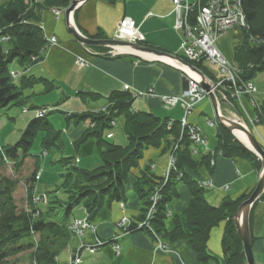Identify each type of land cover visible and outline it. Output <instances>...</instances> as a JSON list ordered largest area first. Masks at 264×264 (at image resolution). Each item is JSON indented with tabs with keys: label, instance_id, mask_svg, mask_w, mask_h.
Returning <instances> with one entry per match:
<instances>
[{
	"label": "trees",
	"instance_id": "obj_1",
	"mask_svg": "<svg viewBox=\"0 0 264 264\" xmlns=\"http://www.w3.org/2000/svg\"><path fill=\"white\" fill-rule=\"evenodd\" d=\"M208 1L199 0V3L205 5ZM71 2L72 0H6L0 3V107L19 105L24 107L25 114L30 111L35 114L15 143L2 145L0 140V264H19L20 255L25 253L29 256L30 264H60L61 253L68 247L73 236L78 237L70 228L71 223L84 217L90 220L104 204L124 201L128 176L140 166V160L148 148H162L169 155L173 154L176 165L168 180L164 175H156L151 166L140 171L135 189L144 200V207L136 220L130 219L126 231L146 230L156 237L157 234L164 233V237L167 236L171 242L185 240L198 260L205 263L214 258L208 252L210 231L215 225L226 221L223 242L227 264H247L233 217L252 191L236 199L226 198L219 207H214L206 200V187L193 178L190 171L198 173L200 168L205 167L211 173L214 170L211 161L220 154L227 158H247L259 173L262 168L260 158L220 125L218 140L213 149L193 154L192 141L187 128L181 125V118L160 117L151 111L134 110V93L129 89L112 92L107 98L108 105L102 110L69 112L70 114L64 112L66 117L78 122L86 123L89 120L83 136L75 142L73 152L76 154L85 141L93 138L102 162L94 168H82L78 166L79 160L74 159L72 162L73 157H62L60 161L64 164L72 162L67 171L61 174L65 177L61 185L64 195L58 194V188L39 195L37 183L42 179L43 171L39 168L38 156L31 154L30 150L37 139L43 149L42 155L48 154L51 148H65L61 130L49 118L54 111L38 116L36 111L47 106L29 108L28 97L24 95V89L34 87L40 81L48 85V90L55 86L54 82L33 75L27 76L25 73L44 60L50 45L41 26L44 12L52 9L64 11ZM242 9L245 14V24L240 28L242 40L234 44L237 77L235 84L225 80L220 86V91L224 92L226 100L232 104L235 102L236 90L243 89L258 72L264 71V0H242ZM90 37L101 39L104 36L100 31ZM141 43L145 45L144 41ZM86 48L103 58L124 57L122 54H109L108 47ZM177 54L199 67L214 82L218 81L204 61H192L182 53ZM76 95L84 101L101 97L96 92L86 90H79ZM253 106L256 112L255 124L264 123V101L260 103L256 99ZM119 117L124 120L125 144L109 141L113 136L112 123L116 124ZM261 145L264 147L262 143ZM29 156L34 157V171L30 178H24L19 174ZM7 164L13 166L10 168L11 174L4 172ZM180 173L182 177L178 178ZM77 175L81 176V182L75 184ZM22 181L26 196L24 205L20 207L16 194ZM179 182H185L189 186L192 199L185 212L174 214V228L166 232L165 219L168 210L172 211L170 203L178 196ZM155 193L160 198L158 210L151 219L154 229L150 231L152 226L146 228L140 224L146 219V212L152 205L151 197ZM263 199L264 194L260 200ZM79 207L84 210L81 217L77 216Z\"/></svg>",
	"mask_w": 264,
	"mask_h": 264
},
{
	"label": "crops",
	"instance_id": "obj_2",
	"mask_svg": "<svg viewBox=\"0 0 264 264\" xmlns=\"http://www.w3.org/2000/svg\"><path fill=\"white\" fill-rule=\"evenodd\" d=\"M4 1L6 0H0V3ZM64 11L59 17H56L51 10L44 12L41 23L44 33L47 37H56L58 41L49 45L41 63L34 65L25 73L27 76L33 75L52 80L55 86L48 90V85L40 81L34 87L24 89V95L28 97L27 107L29 108L48 105L60 108L62 114L54 111L49 118L53 125L61 130L63 147L70 150L69 152L75 150V142L83 136L89 120L86 123L78 122L74 118L66 117V112L81 113L104 109L108 105V96L114 91L127 90L126 87L134 93L153 88L158 93L171 95L179 94L186 88L187 79L180 70L153 56H144L143 53L139 56L121 51L124 57L108 59L90 54L68 31ZM125 17L135 21L144 35L145 45L176 54L182 53L183 32L176 28V14L170 0H115L114 3L105 0H88L74 12V21L79 29L89 36H94L101 31L104 36L101 39H111L118 23ZM233 37H238V42L242 40L239 27L227 30L217 44L228 60L237 66ZM78 58H84L89 64L86 66L78 64ZM204 64L209 67L212 74L215 73L214 68L206 62ZM79 90L93 91L101 97L97 100L84 101L76 95ZM48 92L51 94L46 96ZM141 98L135 99L134 110L151 111L160 117L176 119L182 117L183 111L179 106L174 110H168L157 99L141 100ZM93 101L97 103L96 106ZM257 101L259 102L258 99ZM220 108L228 117L233 118L236 115L243 118L254 135L258 131V136L264 141V123H260L261 126L258 128L257 124L250 122L256 117V112L247 95L243 96L241 102L235 100L234 104L221 100ZM34 117L33 111L27 112L26 125ZM207 119L216 120L209 97L196 104L188 120L201 127L210 149H213L218 140L219 124L209 126ZM118 120L111 130L113 135L111 139H115L117 144H125L126 136L122 129L118 130ZM122 122H124L123 119ZM76 152L79 156L75 161L79 160V163L85 166L83 168H94L102 162L96 140L93 138L85 141ZM168 156L169 152L163 151L162 148H148L140 160V166L132 170L126 181L125 209L120 205L121 201L104 204L90 219L97 226V231H86L80 237L73 236L68 247L59 257L60 263L70 262L72 250L81 240L90 243L100 240L107 243L95 253L83 251L80 264H227L223 242L226 221L220 222L211 229L208 252L214 258L205 263L198 260L197 255L185 240L171 242L167 236L164 237V233L157 234V238L154 233L151 234L146 230H135L124 234L118 225L123 214L127 213L129 217L136 220L142 212L144 200L139 197L135 189L140 171L151 166L156 175L162 176L168 167ZM32 161L35 163L34 160ZM212 166L214 170L211 173L207 168L202 167L198 173L190 171V175L200 182L209 180L212 182V186L206 188L205 197L214 207H219L226 198L236 199L252 191L258 182L259 173L247 158H227L218 154ZM39 168L42 167L39 165ZM76 180L80 183L81 176L77 175ZM41 182L43 178L37 185ZM44 185L42 190L46 192L48 189ZM227 186L229 188H226ZM177 193L178 196L170 203L173 216L176 213L185 212L192 199L191 190L185 182L178 183ZM77 210L79 211L77 216H83L84 210H81V207ZM171 216L165 219L166 232L174 228V220ZM249 226L253 242L254 264H264V199L259 200L252 207ZM160 242L168 248H160ZM118 245L120 250L117 252Z\"/></svg>",
	"mask_w": 264,
	"mask_h": 264
},
{
	"label": "built area",
	"instance_id": "obj_3",
	"mask_svg": "<svg viewBox=\"0 0 264 264\" xmlns=\"http://www.w3.org/2000/svg\"><path fill=\"white\" fill-rule=\"evenodd\" d=\"M174 5V12L176 14V28L181 29L183 32L181 50L182 54L189 60L196 61L202 60L209 66L216 69L217 82L216 88H220L225 80L231 81L235 84L237 77L236 66H234L228 58L222 53L218 47L219 38L229 29L234 27H243L245 24V14L242 9V0H209L205 5H200L199 1L191 2L190 0H170ZM195 7L197 10L195 11ZM56 17H59L63 11L58 9L51 10ZM50 44L57 42L56 37H48ZM111 39L122 40L131 43H141L144 41V35L140 32L135 21L130 17H125L117 25L116 32ZM108 53L111 55H119L121 51L118 47H108ZM88 52L94 55V52L90 48H86ZM118 52V54H117ZM116 53V54H115ZM77 63L80 65H88V61L84 58H78ZM189 76H186L187 86L180 94H160L154 91L153 88H149L145 91L137 93L138 97L142 98H154L157 99L166 109L171 110L176 107H181L183 116L181 123L183 128H187L190 139L192 141L193 154L198 155L201 151L210 149L207 138L198 125L191 123L188 120L189 115L194 110L196 104L208 97L209 92L201 87L198 83V78L192 71L189 72ZM14 76L17 74L14 73ZM126 89H129L126 87ZM256 86L252 81L245 84L243 89H237L235 92V100L241 102L244 94L252 97L250 103L255 104L256 98ZM222 96H225L224 92L220 91ZM48 111H54V106H47L44 109L37 110L38 116H44ZM173 121L174 119L171 118ZM255 119V118H254ZM255 121L252 119V123L255 125ZM113 124H115L113 122ZM209 126H215L217 124L215 119H207ZM171 125V121H170ZM170 160L168 167L163 175L168 180L172 170L175 168L176 159L173 154L169 156ZM212 165L215 163L213 159ZM182 177V173L179 174L178 178ZM204 187H211L212 182L205 181L201 182ZM226 188H229L227 186ZM160 196L155 193L151 197L152 205L146 212V219L140 224L141 227L150 228L151 219L154 218L157 212L158 200ZM168 216H171L172 211L168 210ZM126 219V220H125ZM124 222L121 224H129L130 219L124 218ZM91 220L86 217L75 219L70 228L78 236H82L86 229L91 231ZM93 226H96L93 224ZM89 227V228H88ZM126 227V225H125ZM151 229V228H150ZM158 238V237H157ZM100 243V240H98ZM87 247V248H85ZM119 247V245H118ZM91 248L88 244L81 243L77 246V250L73 252L72 259L70 262L65 264H80L82 262V255L84 249L94 253L95 249ZM160 248L167 249L168 246L160 242ZM62 264V263H60Z\"/></svg>",
	"mask_w": 264,
	"mask_h": 264
},
{
	"label": "water",
	"instance_id": "obj_4",
	"mask_svg": "<svg viewBox=\"0 0 264 264\" xmlns=\"http://www.w3.org/2000/svg\"><path fill=\"white\" fill-rule=\"evenodd\" d=\"M86 1L88 0H72L70 6L64 11L67 29L81 45H83L85 48L95 46L127 47L133 51L149 54L155 59L165 61L169 65L180 70L185 76L190 75L186 69L192 71L197 75L199 85L209 92L208 97L210 98L214 108L216 122L220 126L230 131L241 143L245 145L246 148L254 152L260 158L262 168L259 172L258 182L255 188L252 190L250 196L240 204L233 217L237 235L243 244L246 263L254 264V256L252 252L253 242L249 226V219L252 207L261 199L262 195L264 194V147L258 141L254 133L245 123L241 121L240 118L228 117L222 113L220 102L221 100L227 101L226 97L220 94V88H216L215 82L196 65L187 62L184 58L176 53L160 50L142 43H131L110 38L96 39L85 35L74 21V12ZM131 54L139 55L134 52H131ZM165 58L172 60V62L165 60ZM236 131H243L246 135L247 142L240 139L236 135Z\"/></svg>",
	"mask_w": 264,
	"mask_h": 264
},
{
	"label": "rangeland",
	"instance_id": "obj_5",
	"mask_svg": "<svg viewBox=\"0 0 264 264\" xmlns=\"http://www.w3.org/2000/svg\"><path fill=\"white\" fill-rule=\"evenodd\" d=\"M232 42L236 45L238 43V37H233L232 38ZM117 54H118V52H117ZM119 54H121V53H119ZM213 75L216 78V75H217L216 69H215V73ZM252 82L255 84L256 89H257L254 97L256 99H258L260 102L264 101V71L258 72L256 74V76L253 78ZM142 91L143 90H140L137 93H140ZM154 91H155V89H154ZM49 94H51V93H49V92L46 93V96H48ZM160 94H163V93H160ZM50 96H53V95H50ZM141 100H145V98H143V99L141 98ZM101 101L106 102L105 100H101ZM93 103H94V106H96L97 103L94 102V101H93ZM23 108H24L23 106H19V105H12V106H9V107H4V108L0 107V128H1L0 140H1L2 145L13 144L20 138L23 129L26 127V119H25L26 114L23 112ZM59 109L60 108L58 106H54V111H59L57 113L62 114L61 113L62 111H60ZM99 110H102V109H99ZM173 110H174V108H173ZM182 116H183V114H182ZM233 118H239V117L235 115ZM118 119H119L118 120V130L122 129L124 131V129H123L124 122H122V117H119ZM240 119H241V121L243 123H245L248 126L249 129H251L249 127V124H247V122H245L243 118H240ZM253 120H256V118L253 119ZM112 125L115 126L116 124L114 125L112 123ZM260 126H261V124L257 123L256 127L260 128ZM257 132H255V135L257 137H259ZM123 133L125 134V132H123ZM109 141L115 142V139H109ZM69 151L70 150H68L66 148L63 149V150H60L58 148H51L50 150H48V154L44 153V155H42L43 149L39 145V139L36 140V142L34 143L32 149L30 150V153L33 154V155L38 156V159L40 161V166L42 167L41 170L43 171V169H44L43 176H42L43 182L39 183V185H38V189H39L38 193H39V195L46 194V192H48V191L50 192V190L56 189V188H58L60 190L58 192V194H60L61 196L64 195L63 188H62L61 185L63 184L65 177H63L61 174L66 172L67 171L66 169L69 168L72 165L71 163L74 161V159H76L79 156L77 154V152L75 154L73 152V150H71V152H69ZM69 156L73 157L72 158V162L70 164L66 165V164L63 163V161H60L62 157H69ZM169 156H168V163H169V160H170ZM33 158L34 157L29 156V158L27 159V163H25V165H24V167L22 169L23 171L19 174V176L24 177V178H30V176L33 174L34 166H35V163H33V161H32ZM43 166H45V167H43ZM78 166L82 167V168L85 167L83 164H80V163H78ZM5 168L6 169H5L4 172L8 173V174H11L10 168H13V166L11 164H7V166ZM40 173H38V175ZM77 182H79V181L76 180L75 184ZM43 185H44V187H46V189H48L46 192L42 190V186ZM24 196H26V188H25L24 184L21 183L19 188H18V190H17V194H16V198H17V201H18V204H19L20 207H22L24 205ZM120 205L122 206V208H124V206H125L124 201H121ZM171 215H172L171 217H173V213ZM127 217L129 219H131V217H129L127 215V213L123 214L122 218L119 220V223H118V225L123 230L124 234L127 233L126 229H127L128 225L127 224H121V223L124 222L123 219L127 218ZM132 220H133V218H132ZM91 224H92L91 227H95V231H94V228H90L91 231L92 232H96L97 231V229H96L97 226H93L94 222H92ZM125 225H126V227H125ZM151 226L152 227H151L150 231L154 229L153 225H151ZM88 230L89 229H86L84 232H86ZM112 240H114V238ZM80 243H81V245H83V244L90 245L91 248H89V249H92V248L95 249V251H94V253H95L96 251H98L100 249L101 246H103V244L107 243V241H100V243H99L98 240H96L95 242L93 241V242L90 243V242H85L84 240H81ZM85 248H87V247H85ZM119 250H120V247L116 246V251L118 252ZM84 251H88V250L84 249ZM89 253H92V252H89ZM19 264H30L29 263L28 254L25 253V254H21L20 255Z\"/></svg>",
	"mask_w": 264,
	"mask_h": 264
},
{
	"label": "bare ground",
	"instance_id": "obj_6",
	"mask_svg": "<svg viewBox=\"0 0 264 264\" xmlns=\"http://www.w3.org/2000/svg\"><path fill=\"white\" fill-rule=\"evenodd\" d=\"M118 50H119V51H124V52H134V53L141 54L140 52L133 51V50L127 48V47H118ZM144 56H150V57H152L151 55H146V54H144ZM165 60L172 62V60H169V59H166V58H165ZM186 70H187L188 72H190L188 69H186ZM134 98H135V99L139 98V97L137 96V93L134 94ZM236 135H237L240 139H242L243 141L247 142V140H246V135H245V133H244L243 131H236ZM256 137H257V136H256ZM257 139H258V140L264 145V141H263V139H262L260 136L257 137Z\"/></svg>",
	"mask_w": 264,
	"mask_h": 264
}]
</instances>
